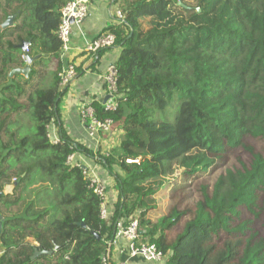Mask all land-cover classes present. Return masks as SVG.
I'll return each mask as SVG.
<instances>
[{"label":"trees","instance_id":"16d2710c","mask_svg":"<svg viewBox=\"0 0 264 264\" xmlns=\"http://www.w3.org/2000/svg\"><path fill=\"white\" fill-rule=\"evenodd\" d=\"M68 1L0 0V264H102L116 220L133 214L164 264H264V238L238 220L243 209L257 216L264 201V147L244 141L264 142V0H115L124 20L102 33L120 48L119 104L104 111L93 102L121 131L105 154L72 140L59 116L68 86L59 88L57 29ZM25 54L28 74L10 75ZM173 104L172 121L155 117ZM24 115L34 126L21 134ZM239 149L248 162L230 165ZM75 153L114 179L108 220L87 169L67 163ZM35 249L54 251L31 258Z\"/></svg>","mask_w":264,"mask_h":264},{"label":"built area","instance_id":"2783aa9c","mask_svg":"<svg viewBox=\"0 0 264 264\" xmlns=\"http://www.w3.org/2000/svg\"><path fill=\"white\" fill-rule=\"evenodd\" d=\"M91 0H69L60 10V23L57 29V36L61 42L59 59L62 62L58 73L59 88L67 87L77 76L78 70L73 56L70 55V35L72 25L81 24L88 15ZM116 24L123 22L124 13L117 8L114 12ZM72 20V22H71ZM116 47L115 35L112 32L99 34L84 50L96 54L101 50H108ZM27 51V47L24 48ZM118 71L114 63L110 64L102 75V85L105 100L101 104L104 111H114L119 104L120 95L117 88ZM78 116L81 125L88 133V136L98 142L101 133H108L113 125L110 118L100 120L97 116L93 102L80 100L78 103ZM58 140L54 141L57 142ZM53 142V141H52ZM127 163H138V159H126ZM67 163H75L74 154L67 157ZM80 164V163H79ZM90 179V186L93 192L101 199L100 218L108 220L111 212L106 202V191L104 185L95 177L85 172ZM111 245V253L101 257L102 264H129L128 259H142L152 264H164L167 254L156 244L144 239L140 228L137 214L128 217H120L115 222V230ZM125 256V259H122Z\"/></svg>","mask_w":264,"mask_h":264},{"label":"crops","instance_id":"0c3cea01","mask_svg":"<svg viewBox=\"0 0 264 264\" xmlns=\"http://www.w3.org/2000/svg\"><path fill=\"white\" fill-rule=\"evenodd\" d=\"M119 8L115 0H91L89 12L81 24L71 27L70 55L73 56L76 66L80 68L76 78L68 85L65 94L60 98L58 111L64 129L72 140L87 148L96 151L100 149L102 154L108 153L120 143L121 131L110 129L108 133H101L98 142L88 136L81 125L78 116V103L80 100L104 102L102 75L107 67L114 63L120 53L117 46L103 52L95 64L98 53L91 54L84 50L85 46L102 33L108 25L116 24L114 12ZM51 141L58 140L57 127L52 122L48 126ZM75 162L88 169V174L95 176L105 187L106 202L111 212L117 199L114 179L94 159L81 153L74 154ZM122 256V259H125ZM129 264H152L142 259H128Z\"/></svg>","mask_w":264,"mask_h":264},{"label":"rangeland","instance_id":"374dc122","mask_svg":"<svg viewBox=\"0 0 264 264\" xmlns=\"http://www.w3.org/2000/svg\"><path fill=\"white\" fill-rule=\"evenodd\" d=\"M46 65L48 68V75L46 79L43 81V86L48 87L52 82V74H53V63L51 59H46ZM177 105L173 104L172 106L168 107L164 111L155 112V117L160 120H168L172 121L175 113L177 112ZM21 134L26 133L28 131L29 127L34 126L32 119H30L29 115H24L21 117ZM244 141L249 146H252L255 150L260 151L264 147V142L259 138H254L252 136L245 137ZM234 159H232L230 162V165L233 163H236V159H240L243 162H248L250 155L248 152H246L243 149L237 150L234 154ZM218 173H215L214 175L207 176V182L212 183L215 178L217 177ZM116 190V189H115ZM194 202V200L192 199ZM260 206L262 209L258 210V215H253L250 213L247 209L241 210V214L239 216V222L240 221H250L248 227L252 231H256L258 233L259 237L264 238V201L261 200Z\"/></svg>","mask_w":264,"mask_h":264},{"label":"water","instance_id":"95a60500","mask_svg":"<svg viewBox=\"0 0 264 264\" xmlns=\"http://www.w3.org/2000/svg\"><path fill=\"white\" fill-rule=\"evenodd\" d=\"M72 22V20H71ZM12 24V17L9 16L2 24H1V29H4L6 27H8L9 25ZM22 48L24 49L25 47L22 45ZM24 57H26V65L24 68H20V69H14L10 72V75H12L13 73H20V74H24V75H27L28 74V71H29V64L32 60V58L28 57L27 54L24 55ZM106 98V97H105ZM104 98V99H105ZM12 188V185H7L4 190L2 191V194H8L10 192ZM0 227H1V216H0ZM97 236V235H96ZM54 250L52 251H49V252H46V251H38L37 249L34 250L31 258H34L36 257L37 255L39 254H45V253H48V254H51Z\"/></svg>","mask_w":264,"mask_h":264}]
</instances>
